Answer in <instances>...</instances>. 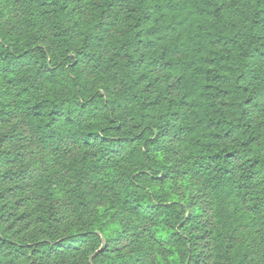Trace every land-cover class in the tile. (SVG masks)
<instances>
[{"label":"trees","instance_id":"obj_1","mask_svg":"<svg viewBox=\"0 0 264 264\" xmlns=\"http://www.w3.org/2000/svg\"><path fill=\"white\" fill-rule=\"evenodd\" d=\"M0 264H264V0H0Z\"/></svg>","mask_w":264,"mask_h":264},{"label":"rangeland","instance_id":"obj_2","mask_svg":"<svg viewBox=\"0 0 264 264\" xmlns=\"http://www.w3.org/2000/svg\"><path fill=\"white\" fill-rule=\"evenodd\" d=\"M34 151H35V150H33V152H32V153H33V155L35 156L36 154L34 153ZM62 211L64 212V211H66V210H65V209H63Z\"/></svg>","mask_w":264,"mask_h":264}]
</instances>
